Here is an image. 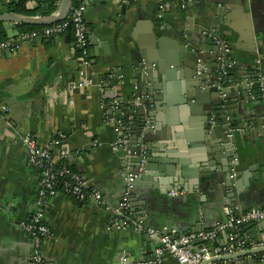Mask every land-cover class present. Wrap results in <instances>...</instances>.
Here are the masks:
<instances>
[{
	"label": "crops",
	"instance_id": "1",
	"mask_svg": "<svg viewBox=\"0 0 264 264\" xmlns=\"http://www.w3.org/2000/svg\"><path fill=\"white\" fill-rule=\"evenodd\" d=\"M8 1L0 0V11H4ZM86 1L87 28L97 37V43L90 40L93 63L89 72L97 77L123 75V83L117 90L103 97L110 101L118 95L125 102L138 95L145 99L137 76L139 72L146 74L139 70L146 58L153 62L151 68L157 72L154 83L147 81L146 84H154V94L161 92L165 100L159 113L155 112L157 118L152 120L158 131L151 144L155 152L148 157L154 162L146 171V178L134 187L133 211L137 215L145 212L141 216L149 227L162 229L171 224L177 235L214 228L226 221L227 209L233 205L247 211L264 210V162L256 164L252 159L257 153L264 154V143L252 132L246 134L252 128L245 129L244 135V129L237 128L236 131H242L238 135V149L242 157L249 156L250 162L237 166L235 184L226 176L228 174L218 169L215 157L205 154L206 166L197 164L203 152L213 147L206 142L205 121L196 111L213 100L183 102L192 78L187 76L185 67L170 73L173 67L168 66L173 56L180 61L177 57L179 45L185 42L186 34L194 43L210 46L201 39L206 30L221 36L226 43L241 46L237 59L230 61L234 63L230 67L234 69V81L240 79L238 72H243L244 77L253 74L250 67L253 57L248 58L249 53L244 48L251 40H256V36L264 37V0H193L186 10L181 9L180 0ZM159 4L166 7L163 19L158 18ZM31 5L36 3L31 2ZM4 25L9 37L18 33L16 24L4 22ZM239 60L244 64L236 65ZM161 66L169 72L161 75L157 71ZM78 70L73 44L70 40L66 42V35L53 41L43 38L22 43L14 51L0 52V102L7 106L9 101L13 104L9 106L11 114L0 117V264H33L31 237L20 223L28 221L37 208L38 173L29 165L26 149L17 142L18 131L30 132L41 142L55 134H66L65 144L70 152L68 162L85 178L88 187L98 189L104 196V206L81 203L65 193L53 197L46 214L52 237L43 245V254L49 264H121L122 253H127L131 262L154 255L156 243L146 235L134 229L110 227L112 213L108 208L118 205L126 174L134 166L127 154L112 150L118 134L104 121L100 91L97 87L76 91L73 107L68 99L51 100L77 79ZM118 82L116 79L114 84ZM241 85L233 96L230 93V99L222 106L230 113V121L256 115L263 109L262 103L241 96ZM250 93L253 97L254 92ZM150 108L148 105V113ZM142 113L143 110L139 111L143 120ZM213 116L217 117L214 111L210 118ZM140 125L141 122L133 127L140 128ZM96 141L98 144L94 145ZM135 147H140L139 143ZM195 149L201 153L193 156ZM184 161L190 167L187 172L196 173L191 183L187 179L184 182L180 175L178 165L182 166ZM253 164L257 169L251 170ZM174 180L178 182L181 195L161 190ZM241 227L236 231L239 236ZM228 241L227 234H221L210 247L219 252ZM245 250L249 248L237 252ZM218 254L225 256L224 251ZM258 256L207 264H264V260H256ZM165 262L178 264L169 255Z\"/></svg>",
	"mask_w": 264,
	"mask_h": 264
},
{
	"label": "built area",
	"instance_id": "2",
	"mask_svg": "<svg viewBox=\"0 0 264 264\" xmlns=\"http://www.w3.org/2000/svg\"><path fill=\"white\" fill-rule=\"evenodd\" d=\"M73 1V0H72ZM193 0H180L182 10H186ZM158 18L165 17L166 7L163 4L158 6ZM87 10V1L84 4L72 7L69 14V20L55 23L43 30L21 32L14 37H10L5 41H0V52L14 51L19 44L28 43L43 38H57L67 34L69 26H73L74 43L73 53L74 57L79 62V70L77 79L69 83L65 89L55 94L51 100L54 102L57 99H68V104L73 107V95L78 90H83L88 87H97L102 95L101 108L103 111V118L106 124L113 126L115 132L118 134L116 140L112 143V150L115 152H122L121 149L128 144L131 138V130L134 126V114L143 106V112L147 114V106H144V99L141 96L134 97L129 102H125L122 97L114 96L109 102L103 97L109 91H116L118 85L123 82V75L117 76V73L106 75V77H97L89 72L92 66L93 59H91L90 38L88 31L84 25L85 12ZM212 35V34H211ZM218 43L221 40L214 37ZM226 46L225 54L230 52L228 44L223 42ZM76 49H79L80 55L76 54ZM233 62L229 66H233ZM225 73V72H224ZM118 79V84L114 81ZM262 93L264 94V77L259 81ZM226 96L225 93L222 94ZM105 99V100H104ZM123 103H129L130 113L129 119L131 124L128 128L130 133L124 131V123L121 118L120 106ZM11 107L0 102V117L11 114ZM217 117L210 118V123L214 125ZM146 127L154 128V124L149 117L145 118ZM17 142L20 143L28 153L29 165L38 173V182L36 189V203L37 208L28 221H22L20 226L30 235L32 243V251L30 260L33 264H49L43 254V245L52 237L51 227L46 221L47 210L50 202L58 193H65L75 198L81 203L90 202L97 206H104V196L101 191L87 186L85 178L79 172H73L70 167L63 166V161H68L70 157L69 149L65 141L67 135L64 133L55 134L46 142H41L34 134L30 132H17ZM96 141L94 145H97ZM128 156L129 153L127 154ZM146 157L141 161L139 172L145 170ZM237 176V170L233 169L232 177ZM61 178V180H60ZM138 178L137 173L128 172L125 178V188L121 194L120 201L114 208H108L112 213L110 227H115L119 230L134 229L135 231L148 236L156 247L152 258L131 262L127 253H122L120 256L121 264H166L165 258L167 255L176 260L178 264H204L210 261L213 257H217L220 251H224L223 255H230L246 248H262L264 241H246L242 240L237 234L239 227L246 223L255 222L264 219V210L251 209L241 214L235 210L234 207L227 209L228 218L226 221L218 223L212 229H201L190 233H182L173 236L166 234L167 228H153L146 225V220L143 216L137 215L132 209V198L135 187V181ZM59 181L62 182L63 190H59ZM172 194L175 195L174 192ZM182 192H177L181 195ZM227 234L228 245L219 252L214 249L213 255L210 244L218 239L221 234ZM231 264V263H220ZM236 264V263H235Z\"/></svg>",
	"mask_w": 264,
	"mask_h": 264
},
{
	"label": "water",
	"instance_id": "3",
	"mask_svg": "<svg viewBox=\"0 0 264 264\" xmlns=\"http://www.w3.org/2000/svg\"><path fill=\"white\" fill-rule=\"evenodd\" d=\"M218 2L225 1V0H216ZM71 5L72 0H61L60 9L56 15H53L51 17L46 18H40V17H27L18 15L12 12H5L0 14V22L5 23H14L16 25L18 24H28V25H52L58 22L65 21L67 17L70 14L71 11ZM89 38L94 43H97V37L92 32L91 29H88ZM204 35L201 38L202 40H205L207 43H210V46L206 47L205 45L194 43V41L189 38L188 35H184L185 42L183 45H179V52H178V61L175 56H173L172 60L168 63L169 67H173V69H170V73H174L175 70H181L185 67L187 76L192 78L191 83H189L188 90H185L186 99H183V102L188 103L191 99H197L198 102L201 103L206 99L212 98V103L207 104L203 107L197 108L196 114L198 115L201 120L205 121V127L207 130V144L211 145L213 150H206V152H203L201 157L199 158V161L197 164H202L203 166H206V157L205 154L209 155L210 158L215 157L218 159V169L222 171V173H226L227 177L231 180V183H236V177H232L233 169L237 170V166L242 164L243 162H250L249 156L242 157V151L238 149V142L239 138L238 135H241L242 131H236L237 128L245 129L252 128V131L247 132L246 134H251V132L257 136L258 139H260L264 143V94L262 93L259 81L262 77H264V48H262L264 44V37L256 36V40H251V43L248 47H245L246 51H248L249 55L248 58H252V65L250 67L253 69V74H251L248 77L243 76V72H238L240 75V79L234 81L233 78V71L230 69V61L237 59V50L241 49V46L239 45H231L228 44V48L230 49V52L225 54V44L223 43L225 40L214 33H207L208 31H204ZM71 37V26L69 27V30L66 34V42L70 40ZM214 37L218 38L222 41V43H218ZM205 38V39H204ZM212 41V42H209ZM205 42V43H206ZM261 46V47H260ZM186 51V52H185ZM180 55V59H179ZM254 56H256L254 58ZM183 59V61H181ZM145 63L142 67H140L139 70L145 71L146 74H142L139 72V75L137 76L139 88L141 90V95L145 97L144 99V106H150V111L147 114L142 113L144 116L143 120L141 121L140 128L132 127L131 130V138L127 145H125L121 151L126 154L129 153L130 160L133 163V169L129 172L137 173L138 178L135 181L136 183H139L141 179L146 178V171L148 169H151V163L154 162L153 159H150L148 156L151 154H154V148L151 145L152 142L155 140L157 135L154 133L158 130L154 127L147 128L145 118L149 117L151 120H154L157 118L156 113H159V111L162 109V104L165 102L164 96L162 94H154L156 91V87L149 86L146 84L147 81L150 83H154V77L156 71L152 70V61H149L148 59L144 58ZM183 62V63H182ZM185 62V63H184ZM244 62L241 60L236 61V65H242ZM78 66V63H77ZM159 73L165 74L168 73L166 69H163V66L157 69ZM225 72V73H224ZM239 84H242V95L246 99L249 96L250 100L253 102H257L258 104L262 103L261 110H258V114L256 115H244L242 119L240 120L235 119L234 121H230L228 118V115L230 113L223 109L222 106L227 103V101L230 99V93L233 96L235 94L237 86ZM251 91L254 92V96L251 97ZM111 92V91H110ZM225 93L226 96L222 97V94ZM167 103V102H166ZM255 103V104H257ZM9 106L13 105L10 101L7 102ZM213 105V106H212ZM143 106L139 108V110H143ZM215 112L217 114V121L214 125L210 123V116L212 112ZM156 112V113H155ZM153 122V121H152ZM154 124V123H153ZM135 125V124H134ZM139 143L140 147L136 148V144ZM146 145V146H145ZM215 147V148H214ZM218 149V150H216ZM257 151V150H256ZM255 151V152H256ZM193 156L200 154L198 149H195L192 151ZM146 157V165L145 170L142 172H139V168L141 166V161L143 157ZM153 157V156H152ZM155 157V156H154ZM253 161L258 164L260 162H264V154L257 153L252 157ZM253 164L250 166L251 170L257 169V165ZM194 167V166H193ZM178 168L181 169V174L183 178L185 179L184 182H186V179L191 183L193 182L192 179L196 176L195 174H191L190 172H187V169L189 170V166L186 165L185 161L183 162L182 166L178 165ZM264 170V166H263ZM128 174V172H127ZM126 174V175H127ZM202 174H199V177L202 179L204 177L201 176ZM191 178V179H190ZM196 181V180H195ZM182 183V181H180ZM179 182V183H180ZM177 181L174 180L169 186L162 187L163 192H171L176 191L179 192L177 189ZM187 186V183L186 185ZM133 201V200H132ZM135 205L132 203V208H134ZM234 208H237V211L239 214L247 211L243 210L240 207L233 205ZM141 215H145V212L140 213ZM167 231L166 234L173 236V231L171 228V224L166 225ZM258 230V231H257ZM194 232V231H190ZM188 232V233H190ZM187 233V232H186ZM264 219L250 222L242 225L240 228V236L242 240L246 241H256L261 242L264 241ZM181 233H178L177 235H180ZM175 235V236H177ZM249 235H251V238H249ZM149 240H151L148 236H146ZM213 255H215L214 249H212ZM258 254V258L256 259L258 262L261 260H264V247L262 248H256V249H249L241 252H237L235 254L231 255H225V256H217L213 257L210 261L205 262L212 263L215 261H233L236 259H239L241 257L247 256V255H256ZM153 257V256H152ZM150 257V258H152ZM145 259V258H144ZM142 259V260H144ZM247 262V261H246ZM245 264V263H241Z\"/></svg>",
	"mask_w": 264,
	"mask_h": 264
},
{
	"label": "trees",
	"instance_id": "4",
	"mask_svg": "<svg viewBox=\"0 0 264 264\" xmlns=\"http://www.w3.org/2000/svg\"><path fill=\"white\" fill-rule=\"evenodd\" d=\"M86 0H73L72 1V7H77L80 6L82 4L85 3ZM31 2H35L36 5H31ZM61 0H9L6 4H5V9L4 11H0V14L3 12H12L18 15H22V16H27V17H49L51 15H53L54 13H56L59 9V4H60ZM69 16L67 17V19L65 20L66 22L69 20ZM54 25V24H52ZM84 25L86 27V31L88 30L87 28V23L86 21L84 22ZM51 26V25H28V24H18L16 25V28L18 30L19 33L21 32H31V31H41L44 28ZM70 27V26H69ZM69 30V28H68ZM68 32V31H67ZM9 33L7 31V29L5 28V25L3 22H0V41H5L7 39H9ZM45 40H49V41H53L55 38H49ZM74 35H73V26L71 25V37H70V41L73 44V46H75L74 43ZM90 50H91V44H90ZM80 50L76 49V54L80 55ZM91 59H93V57L91 56ZM234 69H231V71H233ZM106 77V76H105ZM134 99V97L132 98ZM107 102H109V100H106ZM130 108V104L129 103H123L120 106V110H121V118L123 120L124 123V131L126 133H130V131L128 130V128L130 126H132V124H139L142 119H141V115L139 114V111L136 112L134 114V118H133V123L131 124V119H129L130 113L128 112V109ZM63 166H67L70 167L72 169L73 172H76L77 170L68 162V161H63L62 163ZM61 180V178H60ZM59 190H63V185L62 182L59 181Z\"/></svg>",
	"mask_w": 264,
	"mask_h": 264
}]
</instances>
